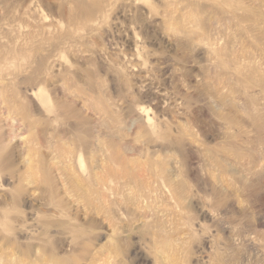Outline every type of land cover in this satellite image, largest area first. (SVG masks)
<instances>
[{
  "label": "rangeland",
  "instance_id": "1",
  "mask_svg": "<svg viewBox=\"0 0 264 264\" xmlns=\"http://www.w3.org/2000/svg\"><path fill=\"white\" fill-rule=\"evenodd\" d=\"M0 69V264H264V0H0Z\"/></svg>",
  "mask_w": 264,
  "mask_h": 264
},
{
  "label": "bare ground",
  "instance_id": "2",
  "mask_svg": "<svg viewBox=\"0 0 264 264\" xmlns=\"http://www.w3.org/2000/svg\"><path fill=\"white\" fill-rule=\"evenodd\" d=\"M231 2H232V1H231ZM233 5H234V3H233ZM234 6H235V5H234ZM226 7H227V6H226ZM238 7H240V5H239ZM224 9H225V8H224ZM226 9L229 10V8H226ZM233 9H234V8H233ZM239 9H240V8H239ZM239 9H238V10H239ZM235 10H236V9H235ZM225 11H226V10H225ZM230 11H231V9H230ZM236 11H237V10H236ZM223 12H224V11H223ZM228 12H229V11H228ZM238 12H239V11H238ZM224 13H225V12H224ZM230 13H231V16H232V14H233L234 12H233V13L230 12ZM228 15H230V14L228 13ZM228 15H227V16H228ZM234 16H235V15H234ZM226 19H227V18H226ZM226 19L224 18V23L222 22V23H223V26H224V27L232 26V22H231V21H227ZM238 19H239V18H238ZM236 20H237V15H236V19H234V21L236 22ZM237 24H238L237 22H236V23L233 22V25H234V26H237ZM221 25H222V24H221ZM211 26H212V25H211ZM0 71H1V69H0ZM142 111H144V110H142ZM144 112H146V110H145ZM144 112H143L142 114H144ZM147 113H148V112H147ZM145 114H146V113H145ZM146 118H147V117H146ZM147 119H148V118H147ZM147 121H148V120H147Z\"/></svg>",
  "mask_w": 264,
  "mask_h": 264
}]
</instances>
